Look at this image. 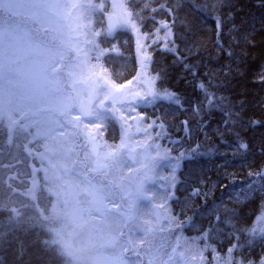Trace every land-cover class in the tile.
<instances>
[{
    "label": "trees",
    "instance_id": "obj_1",
    "mask_svg": "<svg viewBox=\"0 0 264 264\" xmlns=\"http://www.w3.org/2000/svg\"><path fill=\"white\" fill-rule=\"evenodd\" d=\"M97 1L103 3L102 9L89 14L97 52L94 55L90 50L86 59H102L109 81L124 84L136 71L138 32L151 44V74L161 96L172 93L180 101L159 99L145 115L148 124L154 123L165 134L161 142L171 155L184 157L176 180L167 182L172 188L169 213L177 223L168 232L171 241L176 244L173 236L182 235L177 250L184 249L186 256L187 250L198 247L220 260L231 256L236 264H262L264 229L261 233L255 230L264 213V3L122 0L125 17L132 24L113 35L106 25L111 0ZM164 24L168 27H162ZM166 44L175 51H169ZM4 70L0 69V264H71L72 256L56 239V232L46 229L53 204L64 200L62 193L52 194L44 169L68 161L72 168L66 171L68 177H77L73 168L89 176L88 154L76 150L85 137L74 122H70L72 128L68 121L58 122L56 107L21 109L13 104L22 96V88L30 95L35 92L26 80L23 87L14 86L20 76ZM71 70L77 79L93 75L77 67ZM201 82L210 93L207 99L199 87ZM208 100L215 106L210 108ZM108 115L101 123L81 119V125H96L101 151L107 147L119 151L120 126ZM52 120L58 125L51 124ZM54 130L72 132V142L63 143L52 135ZM89 132L93 130L89 128ZM161 142L159 146H163ZM241 143L247 148H241ZM143 180L150 185L146 177ZM114 183L117 189L126 188L127 176L123 183ZM163 186L160 180L147 187L157 191ZM120 195L122 201L121 190ZM87 228L81 264H91L99 250L96 235L90 233L98 231L90 225ZM160 232L151 233L154 244ZM162 247L167 252L170 242H163ZM136 257V264L147 261L145 255Z\"/></svg>",
    "mask_w": 264,
    "mask_h": 264
},
{
    "label": "rangeland",
    "instance_id": "obj_2",
    "mask_svg": "<svg viewBox=\"0 0 264 264\" xmlns=\"http://www.w3.org/2000/svg\"><path fill=\"white\" fill-rule=\"evenodd\" d=\"M110 6L107 19L111 14H116L122 28L132 24L125 17L122 0H111ZM102 7L103 3L98 4L97 0H0V56H5L3 59L0 58L3 60L0 63V69H5L6 73L10 71L20 76L17 79L18 84H14L17 88H19L18 85L23 87L26 80L30 86H33L35 92L30 95L29 91L22 88V96L17 99L18 102L12 103H16V106L21 109L24 106L34 109L35 102L39 106L44 104V109L56 107L57 114L62 115L69 122V128H72L70 125L72 121L82 129L81 136L85 138L82 143L78 144L80 150L77 148V152L84 155L87 153L89 159L94 155L92 165L88 163L86 166H92L91 176L85 175L86 173L80 171L79 168H73L76 170L77 177L74 175L70 177L69 174L68 177L66 171L72 169L68 161L65 162V165L58 163L56 168L46 166L47 168L44 169L52 194L55 196L57 192L62 193L64 200L53 204L46 229L50 233L53 232L54 235L56 232V239L72 256L69 258L71 264H81V252L84 249L83 237L89 231L88 225H90V229L95 228L98 231V233L90 231L91 234L96 235L95 244L99 248L91 264H136V256L143 259L144 255L147 261L143 264H152L153 262V264H236V259L231 256L226 260H220L221 257L216 256L215 253L201 250L198 247L187 250L186 256L184 249L177 250V246L181 242L180 238L183 239L182 235L173 236L178 240L176 244L171 241L172 236L168 232L177 223L169 213L172 188L168 187L167 182L176 180L175 177L179 170L177 167L181 166L184 157L171 155L170 149L161 142L163 138L165 139V134L159 132V128L155 127L154 123L148 124L143 114L137 109V103L139 106L151 105L152 101L156 99L166 100L167 98L166 95L161 96L160 89L158 90L155 86V81L151 84L153 94L149 95V87L144 88L143 68L140 71L142 76L140 81L136 82L135 79H132L123 86L113 87L102 63L94 56L92 59L95 61L86 59L90 50L94 55L97 52L94 32L90 28L92 22L89 14L101 10ZM14 21H18L19 24L12 25ZM24 21H29V23ZM18 25H20L19 28ZM45 32L47 33L46 39H44ZM136 34L137 45L140 44L144 47L146 37L139 35L138 32ZM80 35H82V41L75 48H82L83 57L77 61L76 66L83 72L89 71L93 74L88 79L84 78L86 84H89V88L83 87L76 81L73 82L75 87H72L69 82H66L63 74L56 76L48 71L51 65L54 71L58 57L65 54V57L69 59L74 56L70 47H73L75 43H70V39ZM40 41L44 45L40 44L39 46ZM60 43H67L68 49L63 50V55L54 46ZM146 69L148 70V67ZM149 80L154 79L149 78ZM106 82L108 83L106 84ZM106 88H109L108 91L122 90V96L126 100L123 104L105 108V111H109L110 116L118 120L120 126L122 145L119 146L121 149L119 151L110 147H107L105 152L101 151L95 131L96 125L89 127L93 130V133H90L88 126L83 127L81 125L83 122L81 123L76 119L77 117L69 115L70 108L76 104L78 107L74 106L75 109H73L76 114H80L82 111L83 115H88L89 120H97L101 123L102 117L98 108L104 107L103 100L108 92L105 93ZM62 89L67 92L61 93ZM25 91L28 96L24 94ZM52 93L53 95H51ZM46 103L47 105H45ZM51 124L58 125L54 120ZM49 126L47 123L46 127L50 128ZM86 129L88 132H85ZM54 131L55 133L53 132L52 135L58 137L63 143L72 142V132L67 134V132ZM73 137L75 141V131ZM88 138L90 139L89 143L92 142L91 144H87ZM126 138L129 144L125 148L128 151L124 153L122 146L125 145ZM159 142L163 146H159ZM102 163H106V167H104V171L97 173L95 166ZM96 174H99L95 176L97 179L93 176ZM130 175L134 179H140L141 182L132 180ZM126 176L128 186L124 189H117L114 180L123 183V177ZM91 177H94L96 181H90ZM145 177L150 185L144 183ZM160 180L165 184L162 187L164 189L156 191L152 187H147ZM36 185L35 182L34 187ZM120 190L125 210L120 205ZM124 190L125 192H123ZM32 196L34 197V195ZM86 196H88L87 200ZM164 201L166 202L164 203ZM99 202L111 204V211L99 213L97 209ZM129 209H132L133 217L131 216L126 221L122 212H128ZM157 229L165 233L160 232L157 244H154L151 233L157 232ZM263 229L264 213L258 219L255 232L261 233ZM163 242L164 244L170 242L167 252L163 250ZM175 256H181L182 260L179 261ZM185 257H189V259H185ZM84 264H87V261Z\"/></svg>",
    "mask_w": 264,
    "mask_h": 264
},
{
    "label": "snow or ice",
    "instance_id": "obj_3",
    "mask_svg": "<svg viewBox=\"0 0 264 264\" xmlns=\"http://www.w3.org/2000/svg\"><path fill=\"white\" fill-rule=\"evenodd\" d=\"M261 3H264V0H261ZM162 27L167 28L168 25H167V24H164V25H162ZM170 35H171V32H170V30H169L167 36L170 37ZM165 47H166L169 51H175L174 48H172V47H168L167 44L165 45ZM145 59H147V56H145ZM185 67L188 68L189 66H188V65H185ZM153 83H154V80L149 81V85H150V86H149V95H152V94H153L152 89H151V84H153ZM199 87H200L201 91L203 92V94L205 95V98L207 99V98L209 97L210 93H209L208 89L205 88L203 82L200 83ZM211 95L214 97V94H211ZM166 98L169 99V100H174V102L177 103V104L180 103V101H179L178 99H175V98L173 97V94H172V93H166ZM208 104H209V107H210V108H212V107L215 106L213 100H208ZM240 147L246 149V148H247V145L241 143V144H240ZM262 264H264V261H262Z\"/></svg>",
    "mask_w": 264,
    "mask_h": 264
},
{
    "label": "flooded vegetation",
    "instance_id": "obj_4",
    "mask_svg": "<svg viewBox=\"0 0 264 264\" xmlns=\"http://www.w3.org/2000/svg\"><path fill=\"white\" fill-rule=\"evenodd\" d=\"M38 21V20H37ZM24 22H28L29 23V21H24ZM32 26V25H31ZM32 28V27H31ZM35 29V28H34ZM46 32L44 33V35H45V38L44 39H46L47 38V36H46ZM43 39V40H44ZM68 43V42H67ZM66 43V44H67ZM71 43V42H70ZM66 44H63V43H60V44H57V45H54L55 46V48H57L58 49V52L61 54V55H63V50L65 51V50H67L68 49V47H67V45ZM72 46V45H71ZM70 47V46H69ZM70 49H71V52L73 53L74 52V48L73 47H70ZM59 55V54H58ZM72 57L71 58H69L68 59V57H65V54L60 58V60L57 62V64H59V71H62V72H64L66 75L68 74V70L66 69V66H67V64H69L71 61H72ZM138 72H135L134 74H133V77H134V79H135V75L137 74ZM139 78H140V76H139ZM67 79H68V77H67ZM135 80H138V78H136ZM131 101V100H130ZM123 209H124V207H123ZM122 215H123V217L125 218V219H129L130 218V216H129V212H126V211H123L122 212Z\"/></svg>",
    "mask_w": 264,
    "mask_h": 264
},
{
    "label": "water",
    "instance_id": "obj_5",
    "mask_svg": "<svg viewBox=\"0 0 264 264\" xmlns=\"http://www.w3.org/2000/svg\"><path fill=\"white\" fill-rule=\"evenodd\" d=\"M109 27L110 29L115 32L117 29H118V21H117V17L115 15H111L110 18H109ZM120 94L119 91H116L114 93H112L110 95V101L114 102V101H118V102H121L119 100H117V97L118 95ZM99 206H100V211H103L104 209H107V205L106 204H103V203H99Z\"/></svg>",
    "mask_w": 264,
    "mask_h": 264
}]
</instances>
